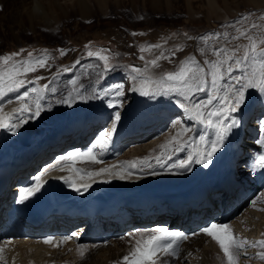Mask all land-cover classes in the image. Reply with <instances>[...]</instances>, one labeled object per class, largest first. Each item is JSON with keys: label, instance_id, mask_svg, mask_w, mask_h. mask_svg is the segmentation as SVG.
Masks as SVG:
<instances>
[{"label": "bare ground", "instance_id": "obj_1", "mask_svg": "<svg viewBox=\"0 0 264 264\" xmlns=\"http://www.w3.org/2000/svg\"><path fill=\"white\" fill-rule=\"evenodd\" d=\"M110 1L19 0L18 8L16 7L17 10L12 18L18 26L27 25L33 29L42 26L51 30L58 28L59 23L67 17L69 10L72 9L74 11L71 12H77L81 16V22L86 24L93 16V7H99L102 12H108ZM113 1L117 3L118 7H121L120 0ZM129 1L131 10L146 6L151 10L164 9V5L169 7V0ZM207 1V10L210 13L218 14L219 10L227 7L226 0H223L224 6L217 4V0ZM0 4L4 6V10L6 9L1 13V16L4 17L5 12H12L14 0H0ZM225 9L228 10L229 8ZM187 10L190 17L198 12L189 3ZM243 25L248 27L250 24ZM154 37L161 40L163 38L165 43L173 42L172 39H168L169 36L165 38L154 34ZM241 41L248 43L243 39L239 42ZM173 52L175 51L173 50L172 54ZM76 53L74 56H76ZM25 55L27 56V54ZM212 58L215 59L216 57L211 55L208 60H212ZM161 64L168 68L172 65V62L166 58L162 59ZM206 67L208 69L207 65ZM244 67L250 70V64H245ZM30 74L28 78L34 80L35 77ZM241 74V69L235 70V75L239 76ZM210 84L211 81L208 82L209 86ZM42 85H44L43 80H40L37 84L28 83L19 93H9L3 100H0V106L3 107L5 112H11L13 108H19V102L16 100L18 95L28 88ZM135 93L136 101L127 105V112L122 116L111 143L100 156L102 163L77 161L73 164L69 160L59 161V157L75 149H83L92 138L91 136L87 143L84 142L90 133L94 132L93 129L95 128L98 131L99 127L96 125L102 123L109 115L110 119L108 121H111L113 112L108 110L107 103L98 105L76 103L69 107L59 103V99H50L51 97L49 98V94L46 92L42 94L41 103L46 107L51 105L50 111H45L40 118L31 120L17 134L0 129V182L2 176L6 181L10 180L12 168L8 165V162H10L9 164L14 163V159L21 161L22 169H24L21 172L26 174L31 184L33 178L40 173H44L41 179L46 181L42 190L26 201V206L15 208L18 203L16 202L13 208L9 209V215H4L5 217L2 210L12 205L15 199L9 201L12 196L11 193L2 191L4 185L0 187L2 189L0 193V228L3 226L2 233H6L7 237L4 238L8 240L11 237L10 240L14 242H12L13 244L8 243L9 245H6V242H0V247L4 248L3 260L0 264H67L71 256L75 258L78 251L77 247L83 241L75 242L71 238L64 243H60L58 247H54L43 243V240L46 237H53L55 238L54 243L59 242L60 238L67 237L68 227L76 224L78 225L73 227L82 226L81 220H78L75 224L68 221L73 214V208L66 205L69 200L74 201L80 196L81 198L77 202L78 209L87 210L90 204L96 202L101 205L104 211V213L95 217L94 222L96 229L99 231L98 234L92 239H87L93 241L94 245L89 249L84 248L91 252V256L95 255L94 252L99 248V253L93 256L94 264H112L116 261H122V257L131 251L134 243V238H130L129 234H135V237L138 238L141 233L145 236L149 235L150 233L147 230L157 227L180 230L189 235V240L180 245L178 258H166L169 259V264H211L209 254L204 248H201L203 236H199V233L192 235L193 232L206 226L207 223H221L228 217L225 215V209L228 205L237 202L241 204L245 200V195L250 192L248 188L251 186L247 187L243 180L244 176L254 180L257 186H264V168L256 163L259 155L264 153V146L257 143L261 137L257 132V127L260 126L259 130L261 131L264 129V123L262 124V120H260L261 116L264 119V95H261L255 89L248 90L246 104L242 111L237 113L240 126L229 135L224 147L213 158L209 167L205 168L193 164L191 171H186L183 174H172L166 167L156 166L155 160L152 158L153 155H147L150 154L148 152H152L176 134L177 130L169 129V121H171L172 126L174 121L185 122L188 120L185 118L183 110L177 106L176 101L168 100L167 103L163 102L162 105L156 106L150 100L146 101V97L141 96L139 92ZM203 98H206V93H199L196 97V99ZM9 100L12 101L11 104L8 103ZM29 102L31 103V99ZM252 105H255V111L259 110V113H256V119L259 121H252L248 129L243 130L247 113ZM190 122L192 127L195 128L191 136L203 131L201 125ZM110 127L111 123L106 129ZM245 132L248 136L246 139H242L241 137ZM96 133L99 134V132ZM94 137L96 140L97 136ZM240 139H242V145ZM125 143H127L125 148L128 149L125 153H122L125 148H122L121 145ZM40 151H43V153L39 154ZM239 154L241 155L239 159L242 160L241 164L239 163L240 171L233 172L236 165L235 161H239L236 160ZM182 156L183 152L178 153L174 156L172 162L175 159H181ZM49 157L52 158L47 160ZM145 157L152 159V169H149L145 164L143 169L138 167L133 170L131 177L126 176L124 179L108 176L107 174L79 179L72 171L74 168L83 171H97L101 167L112 165L127 168L128 165L124 162L135 161L139 165ZM39 161H42V163L38 164V170L33 172L34 166ZM153 169L160 172V174L151 175L150 171ZM234 173H238V176H235ZM60 176H64L65 179H77L78 183H91L92 187L84 191L83 194L77 193L69 188L64 180L59 179ZM31 184H28V186ZM47 184L54 185L58 189L54 196L44 199L43 194L48 192ZM207 194L211 196L212 203H204L201 200L202 196ZM259 198L258 202L264 201V194ZM189 200L192 202L189 203ZM40 202L44 203L45 208H50L51 212L41 224L33 227L27 222V212L29 208ZM180 202L189 204L181 213H178L176 207ZM235 208L236 206L230 210L232 211ZM260 208L263 210L264 203L262 205L255 204L251 210L253 213L246 215L244 218L245 227H247L249 221H254L253 217L255 216L256 219L257 216L260 217L259 227L261 223H264L263 220H260L264 218V214L258 212ZM216 210L219 213L217 216L214 213ZM147 224H149V228L141 227ZM233 229L244 234V229L240 228L238 222L233 225ZM258 232H261L259 228ZM119 235L123 236L119 237ZM244 239L248 241L252 239L254 240L251 241L253 243L256 240H262L259 235L255 239L249 238L247 235ZM246 252L244 256L247 258H244L243 264H259L258 258L254 254L255 251L251 247ZM86 256L88 257V253ZM251 256L252 258H248ZM83 263L81 257L78 256L76 261L71 264Z\"/></svg>", "mask_w": 264, "mask_h": 264}, {"label": "snow or ice", "instance_id": "obj_2", "mask_svg": "<svg viewBox=\"0 0 264 264\" xmlns=\"http://www.w3.org/2000/svg\"><path fill=\"white\" fill-rule=\"evenodd\" d=\"M243 19L246 21L248 17ZM258 19L264 21V15ZM237 23H240V21H237ZM232 27L235 29V35L230 36L227 32L212 35H215L217 40L223 35L225 41L229 43L242 39L248 41V43H236L232 48L213 47L211 51L216 59L204 61L209 69L207 72L195 56H189L180 61L175 71L165 72L156 79L143 75L147 72L148 64L158 67V61L161 59H171L165 57L163 52L156 58L147 61L144 68L131 66L133 74L130 79L135 84L130 89L131 91L139 92L141 96L150 97L175 94L178 97L176 104L183 110L185 118L203 127V131L191 136L190 134L195 131L194 127L180 120L173 122L174 125H180L179 131L167 141L166 145H161V148L165 150L153 158L156 166L166 167L172 174H183L186 171H191L193 164L205 168L209 167L213 158L224 147L229 135L240 126L237 113L242 111L246 104L248 90L255 89L261 95H264V23L254 21L248 27H236V25H232ZM132 35H143V33H132ZM188 38L193 39L190 36ZM198 39L208 45L210 37L201 36ZM85 47L87 48L88 45H85ZM161 47L160 44L141 45L140 52L143 53L146 50L150 51L153 48L159 49ZM241 49H243V55L239 54ZM24 51L25 49H20L19 52L0 55V100H3L9 93H19L28 83L37 84L40 80L45 79L43 76H36L34 80H30L28 75L48 67L49 61L54 59L48 54L49 50H41L42 54L39 56L34 55L33 51H28L27 58L14 59ZM57 51L63 57L71 49L61 48ZM108 51L110 50L101 48L95 52L91 50L87 52L88 57L102 62L105 74L114 70V66L109 63L110 57L103 54ZM199 51L201 54H205L207 49L201 47ZM173 55H175V52H173ZM140 59L144 60V56L141 55ZM75 63L79 64L80 61L77 60ZM245 64H250V70L244 67ZM236 69H241L242 74L235 75ZM63 71L67 72L70 69L65 67ZM209 77L211 80L210 86L208 85ZM69 83L73 86L77 85L75 79L69 81ZM150 85H155V87ZM83 87L81 83L79 88L83 89ZM49 91L55 95L58 89L50 87V83H45L40 87H31L16 97L19 108H13L11 112H5L3 107L0 106V129L17 134L31 120L40 118L45 111H50L51 105L46 107L41 103L42 94ZM74 91H76L75 96L69 93L65 99L58 102L71 107L77 99H86L75 87ZM92 92L99 97V93L95 89H92ZM199 93H206V98L196 99ZM103 94L104 96L111 95L107 107L117 109L112 114L111 127L101 130L94 144L88 149L70 151L59 157V161L69 160L73 164L77 161L103 162L100 156L111 143L112 137L122 120V113L118 109L123 107L126 90L123 85H117L112 89L103 90ZM30 99L31 103L29 102ZM8 103L11 104L12 101L9 100ZM185 136H187V139H184ZM257 143L264 146V129H262L261 137ZM180 152H186L185 157L175 159L172 162L174 156ZM256 163L264 168V153L259 155ZM124 164H127L128 167L112 165L101 167L97 171H83L75 168L72 171L79 179L84 177L93 178L104 174L124 179L126 176L131 177L133 170L138 167L143 169L145 164L149 169H152V159L148 157L143 158L139 165L135 161H126ZM150 174L159 175L160 172L153 169ZM43 175L44 173H40L33 178V183L30 186L19 189L18 203H25L42 190L46 183L41 179ZM58 178L64 180L68 187L77 193L83 194L84 191L92 187L91 183H78L77 179H65L64 176ZM252 204L255 205L256 201L253 200ZM147 232L150 234L145 236L141 233L138 238L135 237V234H129L130 238H134V243L131 251L122 257L121 264H169V259L166 258H178L180 245L189 240V235L183 231L170 230L166 227L149 229ZM201 233L206 234L218 244L227 259V264H238L241 255H246V246L264 247V240L253 243L246 239L237 238L228 224L212 223L202 228ZM69 239L71 237H62L59 242L54 243L55 238L46 237L43 243L58 247L60 243H64ZM84 247L78 245L77 249L82 257L84 256ZM3 251L4 248L0 247V260H3ZM257 255L264 259V252Z\"/></svg>", "mask_w": 264, "mask_h": 264}, {"label": "rangeland", "instance_id": "obj_3", "mask_svg": "<svg viewBox=\"0 0 264 264\" xmlns=\"http://www.w3.org/2000/svg\"><path fill=\"white\" fill-rule=\"evenodd\" d=\"M18 1L19 0H14L12 12H5L4 17L1 16V13L6 9L4 10V6L0 4V55H7L13 52H19L20 49H25V51L21 53L20 56L14 57V59H25L27 58L25 54H27L28 51H33L34 55L39 56L42 54L41 50L48 49V54L54 59L49 61L48 67L39 69L37 72L31 73L30 75H33L34 77L43 76L45 77V79H42L44 84L50 83V87H55L58 89V92L55 95H53L50 91L48 92L49 98L51 97L50 99L53 100L59 99L61 101L65 99L69 93H72V95L75 96V87L77 91H80L81 94L86 97V99H77L73 105L76 103H89L88 105L108 103V100L111 99V95L104 96L103 90L112 89L117 85H123L126 90V97L124 98L123 107L118 109L121 111L122 116L127 112V105L136 101V93L130 90L133 86H135L134 82L130 79V76L133 74L131 72V66L144 68L147 61L156 58V56L163 52L165 57L171 58L169 60H171L172 65L166 68L163 64H161V59L158 61V67L148 64L147 72L143 73V75L151 76L153 79H156L165 72L175 71L178 68L180 61L185 60L189 56H195L197 61L205 68L207 72L209 69H207L204 61L208 60L210 56L213 55L211 51L213 47L232 48L236 43H246L244 41H234L233 44H229L228 41H225L223 35H221L219 40H217L216 36L212 34H222L227 32L231 36L236 34L232 25H236V27H244L243 24L246 26V24H251L254 21L257 23H264V21L258 19L260 16L264 15V0H226V6L229 9L226 10L225 8L227 7H225L219 10L218 14H214V12H208L207 0H169V7L164 5V9L161 10L148 9V6H146L148 4L146 3L145 6L147 8L142 7L137 10H131L129 0H120L121 7H118L117 3L111 0L108 12H102L99 10V7H93V16H91V20H89V22L86 24H83L81 22V16L77 12H71L74 11L71 9L69 10L67 17L62 19V21L59 23L57 26L58 28L50 30L39 26L36 27V29H33L27 25L18 26L13 22L14 19L12 17H14L18 8ZM216 2L217 4L224 6L223 0H217ZM188 3L194 9L198 10V12L192 17H190L188 14ZM244 17H248V19L245 21L243 19ZM237 21H240V23H237ZM132 33H143V35L134 36ZM154 34L164 36L165 38H168L167 36H169L168 39H172L173 44L167 42L165 43L163 38L162 40L155 38ZM189 36L193 39H189ZM201 36L210 37L208 45H205L200 39H198ZM149 44H160L162 47L159 49L153 48L150 51L146 50L141 53L140 46ZM85 45H88V47L86 48ZM201 47H205L207 49L205 54L200 53L199 49ZM61 48L71 49V51H69L66 56L61 57L57 51V49ZM101 48L110 50L103 54H106L110 57L109 63L114 66V70L109 71L106 74L104 73L101 61L87 56V52L89 50L95 52ZM178 48L180 50H177ZM18 49L19 51H17ZM173 50L175 51L174 56L172 54ZM75 53L76 56H74ZM240 53L243 55V49H241ZM141 55L144 56V60L140 59ZM176 58L177 60H175ZM77 60L80 61L79 64L75 63ZM212 60L214 59L212 58ZM73 65L75 66L73 67ZM65 67L69 68L70 71H63ZM53 77H55V79H53ZM73 79L77 81L76 86H73L69 83V81ZM209 81H211L210 77L208 78V82ZM81 83L84 86L83 89L79 88ZM150 86L155 87V85ZM92 89H95L96 92L99 93V97L93 94ZM145 97L146 101L150 100V102L156 106L162 105L163 102L167 103L168 100L176 101L178 99L175 94L158 97ZM64 106L68 105L64 104ZM108 110L110 112H114L117 109L110 110L109 108ZM255 110V105H252L247 113L248 115L244 122L242 128L243 130L248 129V126L252 121H259L256 119V113H259V110ZM109 119L110 115L107 116L102 123H98V125H96L99 127L98 131L95 128L93 129L94 132H92V134L90 133V135L87 137V140L84 142L87 143L91 136L92 138L87 143V145H85L83 149L80 150H86L91 147V144L93 145V143L96 141L94 136H98V133L96 132H100L102 129L108 128L110 124V121H108ZM260 120H262L261 123L264 122L263 116H261ZM184 123L192 126L190 121H185ZM168 124L170 126L169 129H175L179 131L180 125L171 126V121H169ZM257 129L259 136H261L262 131L259 130L260 126H258ZM246 134V132L243 133L241 138L246 139L248 136ZM184 139H187V136H185ZM240 143L242 145V141ZM126 144L127 143L124 145L122 144L121 147L125 148L127 146ZM163 144L166 145L167 142ZM163 144H160L152 152H148L150 154L147 156L153 155L152 158H154L155 156L159 155L161 151L165 150L161 148V145ZM127 149L128 148H125L122 153H125ZM24 150H26V148H24ZM168 150L170 151V149ZM185 155L186 152H183L182 158H184ZM240 157V154L237 155L236 160L239 161H235L236 165L233 168V172L240 171L239 165L242 162V160L240 161L239 159ZM51 158L52 157H49L47 160ZM41 163L42 161H39L34 166L33 172L38 170V164L40 165ZM234 175L238 176V173H234ZM243 180L247 184V187L251 186V189L248 188L250 192L245 195V200L241 204L237 202L236 204L233 203L227 206L225 209V215L228 217H226V219L219 224H228L237 238L244 239V237L248 235L249 238L255 239L259 235L262 240H264V223H261V226L259 227V216H257V219L256 216L253 217L254 221L250 219L251 221L248 222L249 224L247 227L244 225V218L246 215L253 213L251 211L254 207L252 201L255 200L256 204L260 205L264 203V201L258 202L260 199L259 197L264 194V186H257L255 181L250 180L247 178V176L246 178L244 176ZM8 189H12L11 186ZM235 206L236 208L231 211L230 209ZM217 210L214 212L216 216L219 214ZM2 212L4 214V211ZM258 212L264 214V208L263 210H261V208L258 209ZM260 220L264 221V218ZM237 222L240 224V228L244 229V234L234 231L233 225ZM210 224L211 223H207L205 225L209 226ZM2 227L0 228V242H6V245L13 244L14 242L10 240L12 239L11 237H9L8 240L7 238H4L7 236L5 235V232L2 233ZM141 227L149 228V224L142 225ZM203 227L193 232V234L199 233V236H203L201 248H204L209 254V259H211L210 263L227 264V259L224 256L222 250L219 248L218 244L206 234L201 233V229ZM258 228L261 230V232H258ZM121 236L123 235H119V237ZM249 241L251 242L254 240L249 239ZM81 245L85 246L84 248L89 249L94 245V243L91 240H85L81 243ZM251 248L255 251L254 254L258 258L259 264H264V259H261L257 255L258 253L264 252V247L257 246ZM248 249H250V247L246 246V251ZM83 251L85 252L83 257L80 256L77 251L75 258L74 256H71L69 263L67 264L74 263L78 256L83 260V264H94L93 256H95L96 253H99V251L94 252L95 255L92 256L90 251L85 249H83ZM87 253L88 257L86 256ZM244 258L247 257L241 255L238 260V264H243ZM248 258H252V256ZM114 263L121 264V261H116Z\"/></svg>", "mask_w": 264, "mask_h": 264}]
</instances>
